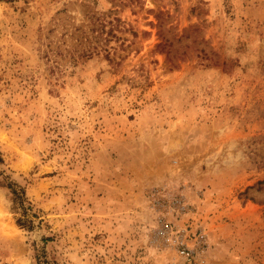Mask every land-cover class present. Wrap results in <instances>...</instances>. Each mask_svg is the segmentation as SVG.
Returning <instances> with one entry per match:
<instances>
[{
	"label": "rangeland",
	"instance_id": "374dc122",
	"mask_svg": "<svg viewBox=\"0 0 264 264\" xmlns=\"http://www.w3.org/2000/svg\"><path fill=\"white\" fill-rule=\"evenodd\" d=\"M0 157V264H264V0H0Z\"/></svg>",
	"mask_w": 264,
	"mask_h": 264
},
{
	"label": "built area",
	"instance_id": "2783aa9c",
	"mask_svg": "<svg viewBox=\"0 0 264 264\" xmlns=\"http://www.w3.org/2000/svg\"><path fill=\"white\" fill-rule=\"evenodd\" d=\"M182 253L185 254L188 257L191 256V252L188 249H186V248L183 249Z\"/></svg>",
	"mask_w": 264,
	"mask_h": 264
},
{
	"label": "trees",
	"instance_id": "16d2710c",
	"mask_svg": "<svg viewBox=\"0 0 264 264\" xmlns=\"http://www.w3.org/2000/svg\"><path fill=\"white\" fill-rule=\"evenodd\" d=\"M2 161V158L0 157V162ZM14 193H16V192H14ZM25 221H27V220H24V219H20V224L21 225H25Z\"/></svg>",
	"mask_w": 264,
	"mask_h": 264
},
{
	"label": "bare ground",
	"instance_id": "6f19581e",
	"mask_svg": "<svg viewBox=\"0 0 264 264\" xmlns=\"http://www.w3.org/2000/svg\"><path fill=\"white\" fill-rule=\"evenodd\" d=\"M2 223V222H1ZM12 224V223H11ZM3 225H4V223H3ZM8 225V224H7ZM6 227H8V226H6ZM12 228V227H11ZM15 228V227H14ZM14 228H13V230H14ZM5 229H7V228H5ZM9 229V228H8ZM7 229V230H8ZM17 229V228H16ZM13 230H12V232H13ZM10 231V230H9ZM12 232L10 233V235L12 234ZM17 232H18V230H17ZM16 232L14 231V233L13 234H15ZM18 234V233H17ZM16 236V235H15Z\"/></svg>",
	"mask_w": 264,
	"mask_h": 264
}]
</instances>
